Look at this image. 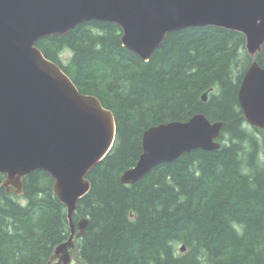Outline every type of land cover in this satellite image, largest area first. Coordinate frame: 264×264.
Returning <instances> with one entry per match:
<instances>
[{
  "label": "trees",
  "instance_id": "1",
  "mask_svg": "<svg viewBox=\"0 0 264 264\" xmlns=\"http://www.w3.org/2000/svg\"><path fill=\"white\" fill-rule=\"evenodd\" d=\"M120 37L117 24L88 21L36 42L116 122L113 147L77 201L74 221L89 224L72 264H264V129L246 122L238 102L252 61L244 35L215 26L172 31L148 61ZM256 59L264 68V43ZM198 112L222 121L219 149H194L132 184L120 181L141 153L145 128ZM52 183L39 170L23 178L20 196L0 186V264H46L69 236Z\"/></svg>",
  "mask_w": 264,
  "mask_h": 264
},
{
  "label": "water",
  "instance_id": "2",
  "mask_svg": "<svg viewBox=\"0 0 264 264\" xmlns=\"http://www.w3.org/2000/svg\"><path fill=\"white\" fill-rule=\"evenodd\" d=\"M88 21L117 24L123 47L143 61L172 31L215 26L242 33L252 61L238 102L246 122L264 129V68L256 59L264 43V0H0V186L20 196L30 173L42 170L52 177L70 234L46 264L73 262L75 239L89 224L88 217L74 221L77 201L90 190L88 173L113 147L116 122L112 110L81 92L36 42ZM207 98L204 91L201 99ZM222 125L198 112L185 121L148 126L136 163L120 181L132 184L194 149H219Z\"/></svg>",
  "mask_w": 264,
  "mask_h": 264
},
{
  "label": "rangeland",
  "instance_id": "3",
  "mask_svg": "<svg viewBox=\"0 0 264 264\" xmlns=\"http://www.w3.org/2000/svg\"><path fill=\"white\" fill-rule=\"evenodd\" d=\"M69 56H70V54H69V52L67 50H64L61 53V58H62L63 63H67V60L69 59Z\"/></svg>",
  "mask_w": 264,
  "mask_h": 264
}]
</instances>
